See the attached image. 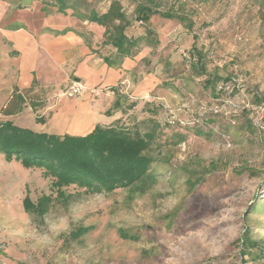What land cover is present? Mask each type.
Listing matches in <instances>:
<instances>
[{"label":"rangeland","instance_id":"rangeland-1","mask_svg":"<svg viewBox=\"0 0 264 264\" xmlns=\"http://www.w3.org/2000/svg\"><path fill=\"white\" fill-rule=\"evenodd\" d=\"M43 1L0 0V122L32 131L46 124L41 109L51 98L44 92L12 94L16 73L2 35L9 19L22 10L34 16L44 9ZM95 1L78 0L77 12L88 13ZM116 1L132 24L136 8L156 12L145 25L151 38L158 37L159 88L176 100L209 103L216 83L233 78L254 103L264 101L263 0ZM101 2L98 12L108 1ZM136 30L144 32L138 27L133 34ZM192 41L206 52L211 70L220 65V75L211 76H218L215 83L192 70ZM163 97H147L154 99L149 103L156 108L155 125L168 116L159 105ZM180 102L165 103L174 109ZM142 118L140 123L150 120ZM248 120L246 113L235 126L217 121L232 140L230 148L214 133L160 125L147 151L155 182L113 192L70 185L59 195L42 169L0 157V264H264V149ZM141 127L149 131L147 124ZM41 195L52 197L48 212L40 218L26 213L23 201L35 204ZM79 227L90 229L70 239ZM246 232L261 248L243 256L239 239Z\"/></svg>","mask_w":264,"mask_h":264},{"label":"crops","instance_id":"crops-1","mask_svg":"<svg viewBox=\"0 0 264 264\" xmlns=\"http://www.w3.org/2000/svg\"><path fill=\"white\" fill-rule=\"evenodd\" d=\"M101 6H104L101 0H96L91 8L97 11ZM22 11L25 12L20 11L17 15L14 12L15 18L8 20L2 36L11 49V65L16 73V88L12 94L44 92L51 98L41 109V113L46 110V124L42 127L37 125L34 132L83 136L96 125L128 128L129 122L136 123L134 129L140 128L142 132V125L147 124L149 129L155 126L151 121L156 108L153 109L149 103L154 99H144L145 96L165 95V102L171 105L181 101L159 88L162 77L158 43L142 44L134 56L119 58L106 39V28L74 16L71 10L61 14L56 7H46L34 16H23L21 13L29 11ZM136 31V34L143 33ZM128 32L133 34V29ZM154 41H158L157 36ZM209 67L207 64L202 75L204 80L214 74L220 75L219 64H215L212 70ZM71 83H79L85 89L112 88L114 93L98 98L88 93L82 97L54 98ZM133 99L139 102L128 106ZM145 108L150 112L144 113L142 110ZM142 117L150 120L140 123ZM0 157L5 160L3 155Z\"/></svg>","mask_w":264,"mask_h":264},{"label":"trees","instance_id":"trees-1","mask_svg":"<svg viewBox=\"0 0 264 264\" xmlns=\"http://www.w3.org/2000/svg\"><path fill=\"white\" fill-rule=\"evenodd\" d=\"M107 1V6L102 12L91 8L86 14L77 12L78 0H44L42 4L44 8L56 7L61 14L71 10L74 16L86 18L105 27L106 39L119 58L134 56L136 49L142 44H149L151 41L157 43L151 38V31L145 25L156 12L145 6L136 8V19L142 22L141 26H136L137 21L132 24L116 0ZM86 6L88 7V4ZM163 17L178 18L170 14H163ZM138 27L144 30L142 34H128V30ZM192 49V70L197 75H204L207 54L202 49H196L195 41L192 43ZM217 79L210 77L205 83L213 84ZM17 97L21 99L19 95ZM255 100L264 102L262 98ZM160 125L162 124L157 122L147 132L121 126L96 125L86 135L72 136L37 133L16 126L10 121L0 122V154L7 162L17 160L26 168L42 169L45 175L52 179V186L59 195L62 188L70 185L83 188L89 193L113 192L137 184L143 187L147 183L155 182L152 172L154 161L147 151L152 145L155 130ZM51 202V196L41 195L35 204L25 199L23 208L29 215L40 218L48 212ZM89 229L79 227L70 232L69 237L78 239ZM239 242L243 256L247 250L261 248L259 242H254L248 232L242 235Z\"/></svg>","mask_w":264,"mask_h":264},{"label":"built area","instance_id":"built-area-1","mask_svg":"<svg viewBox=\"0 0 264 264\" xmlns=\"http://www.w3.org/2000/svg\"><path fill=\"white\" fill-rule=\"evenodd\" d=\"M141 25V21L136 22V26ZM86 93L93 98H98L101 95L110 96L114 91L112 88L85 89L79 83H71L56 96L57 98H75L82 97ZM214 96L216 98L209 103H203L190 97L189 101L180 102V105L174 109L162 100L159 105L168 116L163 121L160 118L159 122L168 127L197 129L204 133H214L222 140L226 148H230L232 140L219 128L217 121L223 120L230 126H235L237 119L247 113L249 123L259 135L264 149V102L254 103L244 95L240 84L233 78L230 81L216 83Z\"/></svg>","mask_w":264,"mask_h":264}]
</instances>
